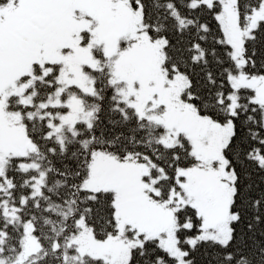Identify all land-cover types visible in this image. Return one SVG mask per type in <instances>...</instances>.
<instances>
[{"label": "snow or ice", "instance_id": "snow-or-ice-1", "mask_svg": "<svg viewBox=\"0 0 264 264\" xmlns=\"http://www.w3.org/2000/svg\"><path fill=\"white\" fill-rule=\"evenodd\" d=\"M0 264H264V0H0Z\"/></svg>", "mask_w": 264, "mask_h": 264}]
</instances>
